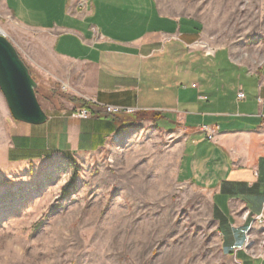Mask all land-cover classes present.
Masks as SVG:
<instances>
[{
	"label": "rangeland",
	"instance_id": "obj_1",
	"mask_svg": "<svg viewBox=\"0 0 264 264\" xmlns=\"http://www.w3.org/2000/svg\"><path fill=\"white\" fill-rule=\"evenodd\" d=\"M159 2L167 14L200 21L204 49L230 47L250 66L264 57V0ZM0 29L35 79L48 119L76 103L45 71L51 57L39 51L42 36L18 25L4 0ZM123 118L106 146L98 149L96 135L85 149L92 152L63 151L57 144L64 137L48 136L52 128L24 140V124L13 119L0 91V264H228L209 195L176 178L181 132L154 114ZM37 126L47 129L48 123Z\"/></svg>",
	"mask_w": 264,
	"mask_h": 264
},
{
	"label": "crops",
	"instance_id": "obj_2",
	"mask_svg": "<svg viewBox=\"0 0 264 264\" xmlns=\"http://www.w3.org/2000/svg\"><path fill=\"white\" fill-rule=\"evenodd\" d=\"M4 2L18 25L42 36L36 44L51 57L39 53L48 60L45 71L78 98L50 117L47 129L21 122L24 140L52 128L51 139L64 137L60 150L92 152L85 149L95 136L98 149L106 146L123 117L158 116L182 134L176 178L209 195L227 263L264 264V224L254 221L264 215V57L250 66L230 47L204 49L200 21L165 13L159 0ZM239 91L244 98H237ZM102 105L132 112L106 114ZM77 107L93 116L72 117Z\"/></svg>",
	"mask_w": 264,
	"mask_h": 264
},
{
	"label": "water",
	"instance_id": "obj_3",
	"mask_svg": "<svg viewBox=\"0 0 264 264\" xmlns=\"http://www.w3.org/2000/svg\"><path fill=\"white\" fill-rule=\"evenodd\" d=\"M36 86L28 66L0 29V91L13 119L32 125L48 120L37 99Z\"/></svg>",
	"mask_w": 264,
	"mask_h": 264
},
{
	"label": "built area",
	"instance_id": "obj_4",
	"mask_svg": "<svg viewBox=\"0 0 264 264\" xmlns=\"http://www.w3.org/2000/svg\"><path fill=\"white\" fill-rule=\"evenodd\" d=\"M237 98L238 99L244 98V93L242 91H239L237 93ZM102 111L106 114H119V113H130L132 112V109L128 107H120L114 105H102ZM89 114L90 112L87 108H81L77 111H74L72 115L77 118H87ZM203 129L207 133V136L211 138V133H210L211 129L208 128L207 126H204ZM254 221L264 224V215L263 214L256 215L254 217Z\"/></svg>",
	"mask_w": 264,
	"mask_h": 264
},
{
	"label": "trees",
	"instance_id": "obj_5",
	"mask_svg": "<svg viewBox=\"0 0 264 264\" xmlns=\"http://www.w3.org/2000/svg\"><path fill=\"white\" fill-rule=\"evenodd\" d=\"M65 190V189H64Z\"/></svg>",
	"mask_w": 264,
	"mask_h": 264
}]
</instances>
